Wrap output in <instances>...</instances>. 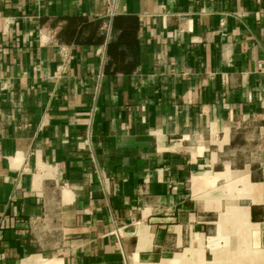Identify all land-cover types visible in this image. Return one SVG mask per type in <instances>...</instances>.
I'll list each match as a JSON object with an SVG mask.
<instances>
[{
  "label": "crops",
  "instance_id": "crops-1",
  "mask_svg": "<svg viewBox=\"0 0 264 264\" xmlns=\"http://www.w3.org/2000/svg\"><path fill=\"white\" fill-rule=\"evenodd\" d=\"M264 0H0V264H264Z\"/></svg>",
  "mask_w": 264,
  "mask_h": 264
},
{
  "label": "built area",
  "instance_id": "built-area-1",
  "mask_svg": "<svg viewBox=\"0 0 264 264\" xmlns=\"http://www.w3.org/2000/svg\"><path fill=\"white\" fill-rule=\"evenodd\" d=\"M262 133H263V135H264V128H263V130H262Z\"/></svg>",
  "mask_w": 264,
  "mask_h": 264
}]
</instances>
